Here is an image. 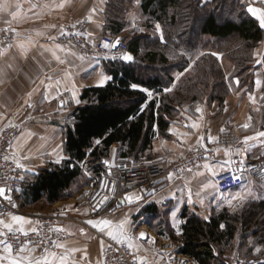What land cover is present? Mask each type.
<instances>
[{"label": "crops", "instance_id": "crops-1", "mask_svg": "<svg viewBox=\"0 0 264 264\" xmlns=\"http://www.w3.org/2000/svg\"><path fill=\"white\" fill-rule=\"evenodd\" d=\"M240 2L246 11L249 6L264 9V0ZM0 3L6 5L0 9V130L14 123L20 125V133L11 149L15 158L24 165L26 181L27 177L35 178L48 165L62 166L70 158L65 151L64 141L67 117L81 104V95L86 87L104 86L112 80L106 68V60L85 56L67 39L64 32L66 25L86 22L91 40L101 37L107 31L108 0H0ZM126 12L128 27L118 35L124 41H129L132 40L131 32L141 27L140 2L128 6ZM253 17L259 22L258 17ZM161 41H165L164 35ZM21 44H25L26 48L22 49ZM254 53L255 69L249 84L241 87L240 81L237 84L236 80L237 89L225 99L222 106L217 101L182 109L171 120L169 137L158 135L153 142L150 157H145L150 159L147 161L171 162L184 155L189 148L203 145L220 149L215 161H205L177 180L162 179L154 188L122 189L118 204L102 216H94L88 204L100 175L89 169L87 163L81 162L79 165L82 173L72 181L61 199L50 202L45 195L36 202H26L25 196L21 197L20 207L24 214L18 216L32 221L24 226L25 231L35 228V220L32 218L35 213L68 210L72 217L80 221L70 219L60 222L58 227L64 229L67 237L59 243L64 244L65 248H56L52 252L57 255L67 254L69 264H106L103 255L106 244L104 237H111L107 231L101 232L87 221L107 219L115 224L127 219L126 229L135 237L137 249L133 251L139 261L143 257L144 264H193L189 256L178 251L181 226L185 222L183 211L187 210L190 215L208 221L214 210L225 207L229 209L224 199L229 193H242L247 188L255 194L253 197L262 198L264 188L257 185L261 179L251 173L241 188L221 192L212 171L204 167L206 162L211 163L213 170L218 173L222 171L219 161H234L239 157L245 164H250L264 158V137L244 143V137L264 132V116L261 114L264 108V40ZM129 54L134 58L131 51ZM179 75L177 78H180ZM104 77L110 79L102 83ZM57 81L60 82L59 86ZM149 92L152 93L150 100L154 95L152 91ZM252 98H255V102ZM197 108L203 111L197 112ZM193 122L199 124V127L191 128ZM245 124L249 127H243ZM201 136L204 140L198 144ZM210 137H217V140L212 142ZM228 148L232 150L231 157L224 151ZM239 148L242 152L236 151ZM118 153L119 145L115 144L111 155L105 159L109 162L106 166L114 167L118 163ZM251 181L254 183L251 184ZM189 189L192 192L191 203H188ZM130 193L139 194L144 200L138 204H129L124 198ZM247 199L237 201V204ZM0 220L12 222L11 216ZM0 230L6 229L0 225ZM140 232L146 236L140 238ZM45 254L36 249L33 253L37 257ZM6 255L0 250V256ZM4 264H8L7 259Z\"/></svg>", "mask_w": 264, "mask_h": 264}, {"label": "trees", "instance_id": "trees-1", "mask_svg": "<svg viewBox=\"0 0 264 264\" xmlns=\"http://www.w3.org/2000/svg\"><path fill=\"white\" fill-rule=\"evenodd\" d=\"M138 1L145 30L137 27L131 32L132 40H125L133 61L106 60L112 80L86 87L81 104L64 123L65 151L70 158L62 166L48 165L35 178L27 177L19 200L25 196L26 202H36L45 195L50 202L61 199L82 173L81 162L98 175L106 171L104 161L115 144L119 145L118 162H141L150 157L158 135L169 137L171 120L185 104L199 101L210 90L208 101L222 106L230 84L234 90L236 80L241 87L251 82L254 52L264 40V30L240 0H108L104 34L119 36L128 27L127 7ZM190 67L172 88L178 75ZM131 84L152 91L154 97L149 100L147 93L132 89ZM182 217L178 251L193 264H231L223 257L241 231L243 240L253 235L258 246L264 243V198L249 200L238 212L227 207L214 210L208 221L187 210ZM263 254L255 257L261 259Z\"/></svg>", "mask_w": 264, "mask_h": 264}, {"label": "built area", "instance_id": "built-area-1", "mask_svg": "<svg viewBox=\"0 0 264 264\" xmlns=\"http://www.w3.org/2000/svg\"><path fill=\"white\" fill-rule=\"evenodd\" d=\"M65 36L71 41L78 50L85 56L91 58H100L103 60L124 61L122 55L129 53V46L121 36H113L104 34L95 41L91 40L88 25L82 22L76 25L64 26ZM120 39V44L117 48H104L103 43L107 41L109 44L115 43L116 39ZM115 56L116 59H112ZM184 121V120H183ZM20 125L17 123L6 126L0 130V187L11 189L6 191L5 195L11 198V202L0 196V219L8 216H18L24 214L20 207L18 198L19 192L24 188L25 176L23 168L19 167V160L12 153V144L20 133ZM196 145L184 154L171 162L164 161H141L135 163L132 161L118 162L114 167L107 166L103 172L88 199V204L94 216H102L113 206L118 204L122 189H147L154 188L162 179H166L169 173L173 174L172 179H179L189 169H194L205 162V156L209 160H216V147H207ZM239 152L242 149L239 148ZM242 160L236 157L234 163L227 169L218 172L215 176V183L221 192L235 190L245 185L249 173L252 175L264 178V161H253L250 164L244 163V171H235L238 168V162ZM75 163H70V168H75ZM181 169L184 171L181 172ZM233 171L240 179L233 178ZM23 177V179H21ZM107 196L108 199L103 204L100 202ZM94 209H98L95 210ZM35 220L36 231H28L25 236L22 233L15 231L7 232L6 241L13 246V254L20 252V248L26 243L29 248H34L42 253H45V248L49 252L54 251L57 247L55 244L61 242L67 237V233L55 232L53 229L59 228L60 222L64 220H76L79 218L71 216L68 210L51 213H35L32 215ZM101 235V234H100ZM105 238L104 260L106 264H141L133 249H129L127 244H120L116 240L109 237ZM5 239V237H0ZM30 242V243H29ZM4 245H0V250L3 251ZM4 252V251H3ZM264 261V260H263Z\"/></svg>", "mask_w": 264, "mask_h": 264}, {"label": "snow or ice", "instance_id": "snow-or-ice-1", "mask_svg": "<svg viewBox=\"0 0 264 264\" xmlns=\"http://www.w3.org/2000/svg\"><path fill=\"white\" fill-rule=\"evenodd\" d=\"M6 7L5 4L0 3V9H4ZM247 11L249 13H251L253 16L258 17L259 22L261 24L262 27H264V9H260V8H256V7H251L249 6L247 8ZM155 28L158 32H160V36H161V40H163V30L161 29L159 24L155 25ZM140 31H143V29H139ZM39 34V33H38ZM63 34V33H62ZM120 40L117 39L115 41V43L113 44H109L107 41H105L103 43V47L108 49V48H116L119 44H120ZM20 47L22 49L26 48L25 44H21ZM2 54V53H0ZM57 60H59V57H56ZM112 59H116L115 56L112 57ZM122 60L124 61H132L134 58L131 54L129 53H125L122 55L121 57ZM61 63H63V61H61ZM257 63H261V61H257ZM51 79V78H49ZM108 79H110V77H104L103 82L107 81ZM57 86H59V81L56 82ZM236 83L238 84L239 81L237 80ZM257 84H259V81H257ZM49 88H51V84L48 85ZM130 87L132 89H139L145 93L148 94V96L150 97L152 95L151 92H149L148 89L146 88H142L140 85L137 84H131ZM168 91H170V89H167ZM29 95H31V93H29ZM73 96H75V93L73 92ZM253 102H255V98H252ZM77 103H79V100L76 101ZM197 112H202L203 110L200 108L196 109ZM199 124L193 122L191 124V128H198ZM243 127L247 128L249 127V125L245 124L243 125ZM180 135H185V134H180ZM259 137H264V132H258L255 136H246L244 137V143L247 144L248 141H253L256 140ZM204 140V137L201 136L197 143L200 144L202 141ZM210 140L212 142H215L217 140V137H210ZM97 144H99V141H96ZM205 151L207 152L208 149L205 146ZM217 152L220 151V149H216ZM225 153L231 157L232 150L230 148L228 149H224ZM237 152H239V149L236 150ZM205 160L208 161L209 157L205 156ZM59 162V161H57ZM105 164H108V161L104 162ZM234 161L232 159H227V160H223V161H219V167L223 170L225 168V166L227 165H231L233 164ZM238 168L235 171H240L243 172L244 171V162L243 160H240L238 162ZM19 167L23 168L24 165L23 164H19ZM205 168L209 169L212 171V175L216 176L218 173L213 170V165L211 163H205L204 165ZM30 171V170H29ZM184 171L183 169H181V172ZM188 171H191V169H189ZM235 171H233V178L234 179H240V177L235 175ZM173 174L169 173L168 179H172ZM21 179H23V177H21ZM209 186H214V185H206L205 187H209ZM6 191H11V189H6L4 187H0V196H3L4 199L8 200L9 202H11V198L5 195ZM188 203L192 202V192L191 189L188 190ZM198 195V193H197ZM223 194L221 193V196ZM255 194L250 190L245 188L244 191L242 193H237L234 196H230V197H225L224 199L227 201V204L231 207L233 204V201H243L245 199H247L250 196H254ZM108 197L105 196L103 198V200L100 202L101 204H103L105 201H107ZM125 201L129 204H133V203H137L140 201L144 200V197L139 195V194H127L125 196ZM201 204H203V200L200 201ZM219 207V205H218ZM98 210V209H94ZM173 218H175V212L172 213ZM207 219V218H206ZM11 223H5L3 220H0V225H3V228L7 230V232H12L14 229L15 231H18L20 233H22L23 235L27 236L28 232L25 231V225L31 224L32 221L26 219L23 216H11ZM87 223L89 225H92L93 227L99 229L101 232L107 231V235L110 236L113 240H116L118 243L120 244H127V247L129 249H137V245L135 243V237H133L128 230L126 229V225L128 224L127 219L121 220L119 223H113L110 220L107 219H102V220H88ZM221 227H224L223 225H221ZM31 231L35 232L36 229L32 228ZM53 231L55 232H62L64 231V229L62 228H56L53 229ZM83 231V230H81ZM6 236L7 233L4 231H0V237H5V239H0V245H4L3 251L7 254L6 256H0V264H4V261L7 259L8 264H69V258L67 254L64 255H57L56 252H49L47 250V248H45V255L43 256H35L33 255V253L35 252L34 248H29L28 244L26 243L23 247L20 248V252L22 253H28V255H13V246L11 243H7L6 241ZM140 238H144L146 236V234L144 232H140L139 233ZM30 243V242H29ZM55 247L57 248H65L64 244H61L59 242H57L55 244ZM72 251H77L76 249H72ZM255 251L257 253L261 252V249L259 247L255 248ZM141 264H144V258L141 257L140 258Z\"/></svg>", "mask_w": 264, "mask_h": 264}, {"label": "rangeland", "instance_id": "rangeland-1", "mask_svg": "<svg viewBox=\"0 0 264 264\" xmlns=\"http://www.w3.org/2000/svg\"><path fill=\"white\" fill-rule=\"evenodd\" d=\"M141 23V22H140ZM219 57H221L220 54H218ZM226 64L228 67H230L231 69V74H232V67H231V63L229 64L228 61H226ZM194 65V64H193ZM192 65V66H193ZM191 66V67H192ZM188 68L186 71L183 72V74L179 75L180 78H177L175 80V83L174 85L172 86V88L174 86H177L180 82V80L182 79V77L184 76V73L187 72L188 70L191 69ZM253 73H254V70L253 72H251V76H253ZM233 86V85H232ZM231 84H230V87L232 88ZM231 88H229V94H227V97H229V95H231L234 91L233 89L231 90ZM210 90L209 91H206L205 94L203 96L200 97V100L197 101V102H189L187 104L184 105V107L182 109H185L186 107H189V108H194L195 106H198V105H203V104H207V103H212V102H209L208 101V94H209ZM225 98V99H226ZM214 102H217V101H214ZM147 160H150V159H143L142 161H147ZM153 161V160H151ZM255 161H264V158H261V159H256ZM166 162V161H164ZM255 176V175H254ZM257 178H260L261 180L259 182H257V185H261L262 188H264V178H261V177H258V176H255ZM248 180V178H247ZM247 182V181H246ZM254 183L253 181H251V184ZM246 184V183H245ZM236 193H229V195H226V197H230V196H234L236 195ZM261 197V196H260ZM259 197H253V196H250V198H248L244 203L242 204H237V201H233V204L232 206L230 207L229 206V210H231L232 212H238L241 207L247 203L249 200H258ZM264 198V191H262V198ZM259 199V200H261ZM243 234V231L240 232V234L238 235L237 237V240L235 241L234 245L232 247H230L229 249H227L226 251V254L224 255L223 258H225L227 261H229L231 264L232 263H238V264H264V256L261 258V259H258L257 260V257H255L256 255H259L262 253H264V243L261 245L258 246L257 244V238L253 237V235H250L249 238H246L243 240L244 238V235ZM244 243V244H243ZM259 247L261 249V252L257 253L255 251V248ZM243 253V255L241 254ZM239 254H241L240 258L238 257ZM249 254H252V256H248ZM264 255V254H263ZM254 257V258H253Z\"/></svg>", "mask_w": 264, "mask_h": 264}, {"label": "water", "instance_id": "water-1", "mask_svg": "<svg viewBox=\"0 0 264 264\" xmlns=\"http://www.w3.org/2000/svg\"><path fill=\"white\" fill-rule=\"evenodd\" d=\"M117 39H119V38H117ZM117 39H116V40H117ZM119 40H120V39H119ZM118 46H119V45H118ZM118 46H117V47H118ZM117 47H116V48H117ZM232 264H238V263H232Z\"/></svg>", "mask_w": 264, "mask_h": 264}]
</instances>
